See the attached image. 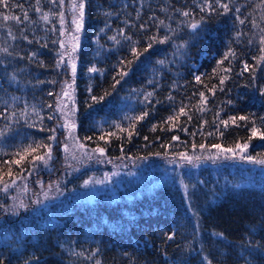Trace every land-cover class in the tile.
Instances as JSON below:
<instances>
[{
	"label": "trees",
	"instance_id": "trees-1",
	"mask_svg": "<svg viewBox=\"0 0 264 264\" xmlns=\"http://www.w3.org/2000/svg\"><path fill=\"white\" fill-rule=\"evenodd\" d=\"M158 1L160 11L156 10L151 18L143 17L139 21L129 22L132 26L125 29L126 36L131 37L138 49H143L149 42L148 37H163L161 26L156 27L154 24L158 21L164 22L162 26L170 24L182 28L189 21L202 20L203 37L193 45L197 46L193 64L198 67H192V70L187 68L177 81L171 74H164L168 78L163 79L165 86L154 92V101L141 107L148 115L143 120L133 119L129 127L123 129L124 132L108 141H96L92 146L104 148L105 155L110 158L144 160L190 152L200 148L201 144L207 147L219 144L228 148L248 142L247 152L250 156L257 159L264 157V140L258 136L248 140L251 122L238 120L227 128L216 124V113H221L222 117L245 115L264 131V120H261L264 117V96L260 95V89L264 87V62L256 68L255 80L249 72L237 75L244 63L255 65L260 55L257 32L264 17V6H258L260 0H221V3L229 4L230 11L227 14H218L223 11L219 8L211 14L200 12L199 6L205 2L215 7V0ZM95 3L98 6H110L109 0L86 2V43L80 50V61L89 54V41L96 25L100 23ZM233 5L239 6V13H236ZM183 11L191 15L184 17L181 15ZM237 17L244 19L245 23L239 24ZM141 25H144L143 30ZM9 27L15 36L20 31L17 33L14 27ZM182 29L187 37L193 35L186 27ZM35 42L41 48L37 70L42 77L54 81L58 47L49 40ZM1 43L15 57H26L24 43L10 37L4 39V36ZM229 48L236 53V58L231 60V71L227 73L229 78L223 85L224 91L217 90L213 94L205 85H219V76L213 73L219 71L217 62L224 59ZM169 49V46L154 44L132 64L128 75L115 88L112 87L113 78L120 79L117 75L120 71L118 67L113 70L108 64L104 75L95 79L90 96L81 92L80 78L76 95L77 134L82 138L94 139L90 128L92 119L111 116L116 110L119 112L117 104L120 98L130 94L129 87L143 88L145 85L141 66L148 60L162 58ZM12 55L9 60L19 63L18 59H12ZM120 55V61L127 56V60L132 59L129 51H122ZM228 64L229 61L225 60L221 68ZM121 70L127 69L121 66ZM197 75L201 77L200 84L195 81ZM20 78L27 88H32L34 95L43 100L45 106L49 93H52L50 87H43L46 88L45 92L36 93L27 74H21ZM200 91H204L209 98L206 105L210 111L205 114L195 108ZM93 96L103 99L93 102ZM181 106H186L188 115L179 117L178 121H168V117L176 115ZM153 126L155 131L152 130ZM129 132L133 134L129 136ZM36 135L44 136L41 133ZM173 136L177 139L173 140ZM5 161L0 158V167L7 166ZM125 212L135 216L125 234L118 235L101 226L102 219H124ZM94 228L97 229L94 235L101 244L99 253L108 264H166L168 259L174 260L175 264H207L205 257L211 264H264V168L226 169L223 178L215 179L207 168H201L194 174L169 167L162 161L157 162L151 169H143L122 182L116 200L97 196L90 202L72 203L51 216L39 212L2 220L0 260L4 264H82L67 257L58 241L81 237L84 230ZM170 234L172 240L167 239Z\"/></svg>",
	"mask_w": 264,
	"mask_h": 264
},
{
	"label": "rangeland",
	"instance_id": "rangeland-1",
	"mask_svg": "<svg viewBox=\"0 0 264 264\" xmlns=\"http://www.w3.org/2000/svg\"><path fill=\"white\" fill-rule=\"evenodd\" d=\"M87 1L85 0V4ZM109 1L110 6L107 7L98 6L95 3L97 8L96 13L99 15L100 23L96 25L93 36L89 41V54L80 61L79 53L86 43V38L84 37V18L83 30L79 33L80 47L74 54L77 70L75 83L73 84L72 90H70L71 100L63 97L62 93V88L65 83H72L73 81L71 70L67 65V55L64 57L65 63L60 65L59 68L56 67L55 83H51L50 81L53 80L42 77L37 70L40 63L39 54L41 48H38L40 45L35 41H56L55 44L58 47V52L62 51L59 41L64 39L67 42L74 28L72 24L73 12L70 8L72 0H64L63 8L60 7L59 0H56V3H52L50 0H40L38 5L41 9L40 13L35 11L37 7L36 0H9L10 4H17L22 7H15L10 10H5L3 7H0V14L22 17L23 12H27L29 16V20L20 25H17L13 21L5 22L0 18V48H3V43H1L3 36L4 39L9 37V30L15 36L13 30L9 27L11 25L15 31L17 30V33L20 30L19 35L17 34L15 37L19 43L21 42L26 45L27 51L26 57L23 59L12 55V59L14 61L18 59L19 63L17 61H10V56L7 57L6 54L0 53V133H2L0 134V158L8 161L11 159L12 154L26 147L28 144H34L37 141L51 143L53 146V159L49 161L48 167H45L40 162H36L30 170L22 173L23 178L17 176L16 183L9 187L6 192L0 190V222L4 219L20 218L24 215H33L39 212L51 216L70 206L72 203L90 202L97 196L109 197L112 200H116L121 192L122 182L134 177L143 169H151L155 163L161 161L169 167L172 166L178 170L184 169L194 174H197V171L201 168H207L212 171L215 179L219 177L223 178L226 169L246 168L254 170L259 167L264 168V165L248 162L246 157L250 155L247 151L243 154H225L218 152L213 147L207 146H204L203 149L201 147L192 149L190 152H179L173 156L164 157L163 159L157 157L144 160H134L128 157L110 158L105 153L101 156L98 152L92 153V158L89 159L84 154L95 149L92 145L96 141H108L109 138L116 137L118 133L124 132L126 130L125 128L129 127L130 121L142 115L144 111L141 107L149 105L152 100L154 101V92L160 89V87L165 86L163 79L168 78L163 76L164 74H171L174 76L175 81H177L182 76L184 70H192V67L196 69L198 66L193 64V54L197 46L193 45L203 37L202 29L194 39H190L183 32L182 28L185 26L182 28L170 24L167 26H159L162 30V36H171L169 42L159 45L161 47L169 46L170 49L163 54L162 58L148 60L141 66L140 69L145 74L144 87H132L130 89L128 86L130 94L120 98L117 104L119 112L116 110V113L114 112L111 116L94 117L91 121L90 128L95 138H82L76 131L78 80L80 78L82 79L81 85H79L81 92L84 95L90 96L91 92H89V89L92 91L95 79L101 78L104 75L106 72V64L112 67V69L118 67L117 69L121 72V66H118L121 59L120 53L122 51L128 53L129 51V55L132 56L130 48L132 47L133 41L125 40L120 36V30L122 29L124 36H126L125 29L130 25L132 26L129 22L139 21L143 17L151 18L156 10L160 11L158 0H135L134 2L130 0ZM233 6L239 8V6ZM60 12L64 13L65 35L63 37L60 35ZM42 13H48L47 22L41 19ZM154 24L158 27L159 21ZM261 28H264V19L258 25L257 35L259 37L261 35ZM101 29H103V32H101ZM169 29L175 30V35ZM111 36H115L120 43L117 44L113 40H110L109 37ZM24 37H27V39ZM28 41H31V43ZM184 41H188L185 54L182 57L174 55L176 53L175 45L183 43ZM31 47H34L35 50H32ZM33 53L35 55L29 60V55ZM127 57L123 60H127ZM200 57L203 58L204 55L201 54ZM160 60L165 61V63L163 65L159 64L158 61ZM93 66L102 71L89 73L88 69ZM17 67L21 68L18 69ZM21 74H27L31 78L36 93H43L46 90L43 87H50L53 95L49 96V100L45 106L43 100L31 92L32 88H27L21 82ZM150 92L153 95L147 97V94ZM58 96L62 98V104L68 105L64 109L67 117L55 110ZM199 100L200 98H198L195 104L196 109L199 105ZM73 103L75 105L74 111ZM48 105H52L53 107L50 108ZM204 107L205 111H199L200 113L205 114L210 111L207 105H204ZM49 116H52L51 120L48 119ZM65 118L69 123L75 124V128L71 131V134L69 130L63 127ZM228 118L222 117L221 113H219L216 124H219V120H227ZM58 124L60 127H57ZM29 125L32 126L30 127ZM221 125L224 127L223 124ZM41 128L44 130L41 131ZM52 128H56L55 141L48 140V137L52 135L49 129ZM121 129L125 130L121 131ZM37 133H41L44 136L40 137L36 135ZM183 134H186V132ZM101 136L104 139H100ZM72 137L75 139L73 140ZM80 144L84 146L83 149L79 147ZM65 146L68 148L67 152L64 151ZM221 148L225 147L221 146ZM228 148H235V146ZM40 151L42 153L44 150L41 149ZM180 153L188 156H200L202 158L189 163L186 160L180 159ZM73 155L76 156V159L72 158ZM209 155L216 156L217 158L215 160L204 158ZM225 155L232 158H225ZM241 156L245 158L242 159ZM28 159H31V157ZM12 167L14 173L20 171L15 165ZM22 167H28L27 161L22 164ZM0 170L7 171V166L0 167ZM5 179L8 178L5 177ZM86 180L89 181L87 185L84 184ZM2 188L3 185H0V189ZM21 202H23L25 207H17ZM134 217L133 213L125 212L124 219L117 221L102 219L101 226L116 232L118 235H123L129 230V225ZM96 230V228L87 229L82 232L81 237L60 239L58 241L59 247L67 257L75 259L82 264H96L97 261L100 264H108L99 253L101 244L94 235ZM175 263L172 259H168L166 262V264Z\"/></svg>",
	"mask_w": 264,
	"mask_h": 264
},
{
	"label": "snow or ice",
	"instance_id": "snow-or-ice-1",
	"mask_svg": "<svg viewBox=\"0 0 264 264\" xmlns=\"http://www.w3.org/2000/svg\"><path fill=\"white\" fill-rule=\"evenodd\" d=\"M36 2H37V7L35 8V11L37 13H40L41 9L38 6L40 0H36ZM50 2L56 3V0H50ZM59 4H60V7L63 8L64 7V0H59ZM258 6H264V0H260V5H258ZM0 7H3L5 10H10L12 8L22 7V6L17 5V4H10L9 0H0ZM85 7H86L85 0H72V2L70 4V8L73 12L72 24L74 25V28L72 30V35L69 37L67 42L64 39H61L59 41L60 49L62 51L57 53V55L59 56V59L56 62V67L59 68L60 65L65 63L64 57L67 55V57H68L67 65L70 68L71 74L73 77L72 83L66 82L62 88L63 97H67L69 100L72 99V96L70 94V90H72L73 84L75 83L77 66H76L74 54L78 51V49L80 47V35H79V33L83 30V26H84ZM199 7H200L201 13L208 12L209 14H211L212 12H216L217 8L223 10L222 13H218V14H227L230 11L229 4L221 3V0H215V7L213 6L212 3H209V2H205L203 5H201ZM236 12H240V8H236ZM181 15L184 17H189L191 15V13L187 12V11H183V12H181ZM59 16H60V24H61L60 35H61V37H63L65 35L64 13L60 12ZM0 18H2V20L5 22L13 21L17 25H20V24L29 20V16H28L27 12H23L22 17L17 16V15L0 14ZM41 19L44 20L45 22H47L48 13H42ZM262 19H264V17H262ZM237 20H238L239 24H241V25H243L245 23L244 19H240L239 17H237ZM163 23H164L163 21H160L157 26L159 27V26L163 25ZM201 23H202V20L201 21H189L187 24L184 25L188 29V31L193 34L192 37H190V39H194L195 36L198 35L199 30L201 29ZM253 26L256 27L255 23L253 24ZM143 29H144V25H141V30H143ZM21 31H23V29H21ZM169 31H171L173 33V35H175V30L169 29ZM101 32H103V29H101ZM260 32H261V35L259 37L260 55H259V57L256 58V64L250 65L248 63H244L240 73H237V75H243L245 72H249L250 75L252 76V79L255 80L256 68L259 67L262 62H264V28H261ZM119 35L122 36L125 40H131V37L124 36V32L122 29L120 30ZM238 35L239 34H237V36ZM9 37H10V39H13V40L16 39V37L11 33L10 30H9ZM24 38L27 39V37H24ZM109 39L113 40L117 44L120 43V41L117 40L115 36H111V37H109ZM148 40H149V42H148L147 46L144 47L143 49H138L135 45V42H133L132 47L130 48V51L132 54V59H129L127 61H125V60L120 61V65L127 70L117 73V75L120 77V79H116L115 77L113 78L114 79V83L112 85L113 88H115L116 84L120 83L121 79H123L125 76L128 75V70L131 69L132 64L135 63V61L138 60L140 56H142L144 53L148 52L153 47V45L156 43L165 44V43L169 42V40H171V36L164 35L163 37H157L156 35H152V36L148 37ZM28 42L31 43V41H28ZM53 43H56V41H53ZM249 43H251V41H249ZM187 44H188V41H184L183 43L175 45L176 53H174V55H179L182 57L185 54ZM42 47H46V45H42ZM0 53L6 54L9 56L12 55V53L9 51L8 48H0ZM34 55H35V53L29 55L28 59L31 60ZM20 58L23 59L24 57H20ZM235 58H236V53L231 48H229L228 52L224 56V59L217 62V69L219 71H214L213 74L219 76V85H216V84H211L210 86L205 85V88H207L209 92L214 94L217 90L224 91L223 85H224L225 81L229 78L227 73H229L231 71V60L235 59ZM225 60H228L229 64H228V66L221 68V66L224 64ZM158 63L163 65L165 63V61L160 60V61H158ZM97 71H102V70H98L95 66L90 67L88 69L89 73H94ZM220 73H223V74H220ZM195 81L197 84H200L202 82L201 77L198 75L195 76ZM50 82L55 83V81H50ZM89 92H91V89H89ZM107 94L108 93H105V95H107ZM198 94H199L200 100H199V105L197 106V109H198V111L203 112V111H205L204 105H206V103H207V97H206L204 91H200ZM49 95H53V93L50 92ZM152 95H153V93L150 92L147 94V97H151ZM260 95L264 96V87H262L260 89ZM147 97H146V99H147ZM101 99H103V97H97V96L92 97L93 102H99ZM168 99L171 100L172 97L169 96ZM228 103H232V101H228ZM67 106H68L67 104H62V98L60 96H58L55 110L57 112L62 113L65 117H67V113L64 112V109L67 108ZM48 107L51 108L53 106L48 105ZM185 108H186V106H181L176 115L168 117V121H178L179 117L188 115V113L185 111ZM74 110H75V105L73 103V111ZM37 115H38V113H37ZM147 115H148V112L145 111L142 113V115L135 117V120L136 121L143 120ZM216 116H217V118H219V113H216ZM188 118L191 119V116H188ZM48 119L51 120L52 116H49ZM238 120L251 122L252 126L249 130L250 131V135L248 137L249 141L253 137H257V136L259 137V139L264 140V131H261L260 128H258L256 126L254 121H250L249 116H245V115L231 116L227 120H219V124H223L224 127L227 128L229 123L236 124V122ZM261 120H264V117H261ZM29 126L31 127L32 125H29ZM57 127H60V125L58 124ZM63 127L66 130H69V132L71 134V131L74 130V128H75V124L69 123L68 120L65 118ZM117 127H119V126H117ZM133 127H134V125H133ZM217 127L219 128V125ZM40 130L43 131L44 129L41 128ZM152 130L155 131V126H153ZM49 131L52 133V135H50L48 137V140L49 141H55L56 140V135H55L56 128L49 129ZM121 131H123V129H121ZM0 134H2V133H0ZM132 134H133L132 132H129V136H131ZM212 134L213 133H209V135H212ZM220 134L222 135L223 133H220ZM193 135H195V133H193ZM72 139L74 140L75 138L72 137ZM100 139H104V137L101 136ZM172 139L176 140L177 137L173 136ZM79 147L81 149H83L84 146L82 144H80ZM193 147H195V145H193ZM200 147L203 149L204 145L201 144ZM212 147L217 149L218 152H220V153H225V154L232 153L235 155V154L245 153L249 147V144H248V142H245L243 144L237 143L235 145V148H221V146L219 144H214V145H212ZM41 149L44 150L42 153L40 151ZM64 151L65 152L68 151L67 146H65ZM96 152H98L101 156H103L104 155V148L98 147V148L92 149L91 152L84 153V154L87 155L89 159H91L92 153H96ZM29 157H31V159H28ZM72 158L76 159V156L73 155ZM201 158L202 157H200V156H188V155H185L184 153H180V159L186 160L189 163H192L193 160H200ZM204 158H210V159L215 160L217 157L209 155V156L204 157ZM225 158H232V157L225 155ZM241 158L244 159L245 157L241 156ZM52 159H53V146L51 143H42V142L37 141L34 144H28L26 147L20 149L16 153L12 154L11 159L9 161L4 162L7 165V171L0 170V185H3V188L0 190L6 192L9 187H11L12 185H14L16 183V177L21 176V178H23L22 173L26 170H30L31 167H33L36 162H40V163L44 164L45 167H48L49 161H51ZM246 159L250 163H256V164L264 165V157H261L259 159H255L251 156H248V157H246ZM25 161H27V164H28L27 168L22 167V164ZM13 165H15L17 168H19L20 171L14 173L13 167H12ZM5 177H7L8 179H5ZM88 183H89V181H87V180L84 182L85 185H87ZM97 183H99V181H97ZM17 207H25V205L23 204V202H21ZM214 235H219V234L214 233ZM167 239L172 240L173 236L170 234L167 236ZM205 260L207 261V264H211V261L207 260V257H205ZM0 264H4V261L0 260ZM96 264H100V262L97 261Z\"/></svg>",
	"mask_w": 264,
	"mask_h": 264
}]
</instances>
